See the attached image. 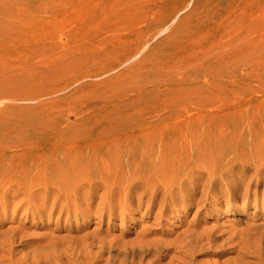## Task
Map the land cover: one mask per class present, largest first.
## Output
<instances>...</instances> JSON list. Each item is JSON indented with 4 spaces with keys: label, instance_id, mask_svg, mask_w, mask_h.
<instances>
[{
    "label": "rangeland",
    "instance_id": "1",
    "mask_svg": "<svg viewBox=\"0 0 264 264\" xmlns=\"http://www.w3.org/2000/svg\"><path fill=\"white\" fill-rule=\"evenodd\" d=\"M91 20L98 25L87 30ZM0 34L16 37L8 49L21 81L15 90L6 85L12 96L0 99V192L10 184L17 190L9 191L7 212L0 214V264L250 262L236 250L246 227L264 222L263 185L243 208L255 182L241 169L248 144L264 143V0H0ZM124 37L145 42L131 59L97 75L83 76V63L54 64L49 52L54 44H80L99 51L86 72L91 65L106 69L130 45L119 43ZM69 129L76 138L57 137ZM226 147L237 151L217 177L224 195L201 201L205 176L180 170L211 168ZM88 169L96 177L111 173L109 183L117 185L145 172L147 188L154 173L165 180L175 174L179 185L171 195L179 207L196 180V203L161 217L145 196L110 216L98 188L89 210L83 204L68 214L75 199L65 202L66 192L45 195L56 183L73 191ZM190 228H213L221 239L231 237L223 248L235 249L183 253Z\"/></svg>",
    "mask_w": 264,
    "mask_h": 264
},
{
    "label": "bare ground",
    "instance_id": "2",
    "mask_svg": "<svg viewBox=\"0 0 264 264\" xmlns=\"http://www.w3.org/2000/svg\"><path fill=\"white\" fill-rule=\"evenodd\" d=\"M98 20V19H95ZM97 21L91 20L89 26L87 27V30L96 27ZM15 30V29H14ZM200 31H197L195 34L200 35ZM203 36V35H202ZM200 36L199 38H201ZM85 36H81L80 41L84 39ZM65 41L68 42L71 39L70 37L65 35ZM16 40V37L14 35L6 36V34H0V99L2 98H11L12 94L9 93L6 89V85L14 86L15 90L18 84L21 81L18 78V72L15 70V67L13 63H10L11 58L9 57V44H14L13 42ZM119 40L117 38L115 41ZM114 41V42H115ZM145 42V38H141L138 40L130 39L129 37H124L119 40L120 44L123 43H130L129 46H127L123 50V57H116L115 60L111 61L107 64L106 69H103L102 66L95 67L94 65H91L89 71L86 72L87 66L89 61L91 62L93 59L96 58V54L99 53L96 49L86 50L79 47L80 44L73 43H63L62 45L57 46L54 44V47L51 52L52 62L57 65H69L71 63H83L85 72L82 73L83 76L85 75H97L105 72L107 69H112L115 64L119 63L125 56H130L131 54L136 55L140 49L142 48V44ZM118 44V43H115ZM22 50L14 49L13 53H18ZM174 52H177V50H173ZM131 59V56L129 57ZM127 61V60H126ZM163 61V60H162ZM87 64V65H86ZM17 65V64H15ZM86 65V66H85ZM82 66H80L81 68ZM82 67V68H83ZM18 70V67H16ZM37 69V68H35ZM38 72H40L38 70ZM87 73V74H86ZM42 75V73L40 74ZM15 77V78H13ZM80 77L78 76L76 80H78ZM11 94V95H10ZM71 129L73 127H70ZM70 130V129H69ZM57 137L61 138L63 141H66L70 138H76L75 134L70 130L69 132L64 131H57ZM56 138V136H55ZM81 138V135H80ZM83 138V137H82ZM57 139V138H56ZM257 149L252 148L254 143H249V158L246 160L244 159L241 169L245 175L243 177L246 179L247 174L250 173L248 180L255 182L254 186L255 188H248L245 191V197L242 200L243 202V208L249 204L251 197L254 200H257L258 198V192L260 189V186L263 185L262 190V210H261V219H264V175H262V172L264 171V143L262 142H256ZM234 151H237L235 147H226L221 151L222 156L226 155L223 161H214L213 166L211 168L208 167H188L186 170H180V172H183L184 175H193L195 172H198V174L194 177V179H200L203 180L205 176L206 184L208 185V190L203 188L201 191L200 198L203 200L208 199L210 197V193H216L221 195H224L223 192H220L219 189H217L216 184L219 181L217 177L221 176L222 174H225V169H223V163H227L231 158H236L234 155H231ZM192 165L198 164L191 163ZM190 164V165H191ZM223 169V170H222ZM89 173L82 179V183L76 184L74 188H72L73 191H70L69 189H66L62 183H56L55 185H52V187H49L48 191L45 193V195H48L49 192L55 191L56 193H62L66 192L68 195L64 197V201H72L75 199L74 203H72L71 206H69V210H67V213L69 214L70 209H77L81 205H86L87 210H89V206L91 204V201L95 199V197L98 195L96 193V190L98 188H104V191L102 192L101 201H103L104 206L107 204V209L105 212H108L110 216H116L117 211L124 206L132 203L135 200H138V203L141 204L142 198L147 196L148 199V205L150 206V209L157 208L156 214L163 217V216H170L171 213H177L180 214L182 211L183 206H189L194 205L196 203L195 198L191 196V194H195L198 191L199 184L195 180L193 183H190L186 187V191H189V195L183 197L182 199V206L179 207L176 203V195H171L173 191L178 187L179 185V179L180 177H177L175 174H173L171 179H161L159 174L154 173L156 176V181L153 182L152 186L146 187L145 182L148 178L145 172H137L133 176L134 181L129 180L126 185H122V183H118L121 185H117L113 180L111 183H109V176L111 173L103 174L104 177H96L93 175L92 169L87 170ZM200 173L202 175H200ZM179 175V174H177ZM175 176V177H173ZM108 177V178H107ZM161 181L163 183H161ZM220 182L219 184H221ZM72 185V184H71ZM235 187V184L232 185ZM16 191L15 184H10L8 187H6L3 191L0 192V214L4 212L5 214L7 211L8 206V196L9 191L12 190ZM87 190V193H83V191ZM81 191V193H80ZM121 193V199L117 200L115 199V195L117 193ZM73 196H72V195ZM158 195H161L160 199H158ZM61 196V195H59ZM230 201L232 202V205H235L237 203L236 195L234 193L228 194ZM181 198V197H180ZM56 201L52 205V209H56ZM169 206L170 209L168 208ZM42 209V208H41ZM39 211V212H38ZM35 213L36 217L38 219H41L42 212L40 211V208ZM60 212L63 213V210L60 209ZM216 232L213 230V228H203L201 231L197 232L194 228H190L186 231L185 234H183V238L181 240V248L183 250V253L189 254L190 252L194 251L195 249H205L209 247H217L220 248L221 251H234V247H225L229 246L230 238L227 237L225 239H221L223 236L215 235ZM246 237H243L244 241L241 243V245L238 247L237 254L240 259L243 258H250V262L248 264H264V222L259 223L257 225H250L246 227L245 234H242ZM218 241L219 243L211 244L213 241ZM207 245V246H206ZM229 249V250H227ZM170 251V249H167V251ZM167 253H164L163 257L167 256ZM190 264V263H189ZM234 264H241L238 263V261H235Z\"/></svg>",
    "mask_w": 264,
    "mask_h": 264
}]
</instances>
